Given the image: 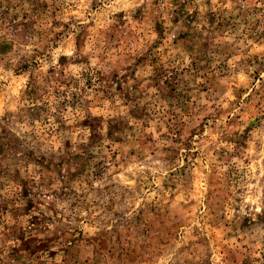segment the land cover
Instances as JSON below:
<instances>
[{
    "label": "rangeland",
    "instance_id": "obj_1",
    "mask_svg": "<svg viewBox=\"0 0 264 264\" xmlns=\"http://www.w3.org/2000/svg\"><path fill=\"white\" fill-rule=\"evenodd\" d=\"M0 264H264V0H0Z\"/></svg>",
    "mask_w": 264,
    "mask_h": 264
}]
</instances>
